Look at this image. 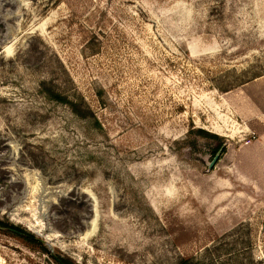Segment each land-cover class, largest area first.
<instances>
[{
	"label": "rangeland",
	"instance_id": "374dc122",
	"mask_svg": "<svg viewBox=\"0 0 264 264\" xmlns=\"http://www.w3.org/2000/svg\"><path fill=\"white\" fill-rule=\"evenodd\" d=\"M0 216L82 264H264V0H0Z\"/></svg>",
	"mask_w": 264,
	"mask_h": 264
},
{
	"label": "trees",
	"instance_id": "16d2710c",
	"mask_svg": "<svg viewBox=\"0 0 264 264\" xmlns=\"http://www.w3.org/2000/svg\"><path fill=\"white\" fill-rule=\"evenodd\" d=\"M45 90H46L45 91L46 95L50 99L63 102L69 105L72 108V110H74L75 112H80V109L78 107V102L75 99H72L71 97L65 95L64 93L58 91L57 89H53L52 87L47 88ZM199 130L200 132H204V130L202 129H199ZM0 232H5V233H9V234H13L15 236L21 237L27 243L31 245L39 244L41 248L43 249V251H45L47 254L52 256L58 264H82L74 260L72 257L64 256L60 254L57 255L49 244L37 238L32 232L27 231L21 225L13 223L9 219H4L1 216H0Z\"/></svg>",
	"mask_w": 264,
	"mask_h": 264
},
{
	"label": "water",
	"instance_id": "95a60500",
	"mask_svg": "<svg viewBox=\"0 0 264 264\" xmlns=\"http://www.w3.org/2000/svg\"><path fill=\"white\" fill-rule=\"evenodd\" d=\"M218 159H219V153H217L214 156V158L212 159V161L210 162V164H209L210 168H212L215 165V163L218 161Z\"/></svg>",
	"mask_w": 264,
	"mask_h": 264
}]
</instances>
